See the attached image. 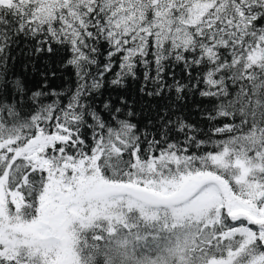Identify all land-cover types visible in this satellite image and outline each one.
<instances>
[{"label":"snow or ice","instance_id":"snow-or-ice-1","mask_svg":"<svg viewBox=\"0 0 264 264\" xmlns=\"http://www.w3.org/2000/svg\"><path fill=\"white\" fill-rule=\"evenodd\" d=\"M141 224L145 264H264V0H0V264H122Z\"/></svg>","mask_w":264,"mask_h":264},{"label":"trees","instance_id":"trees-1","mask_svg":"<svg viewBox=\"0 0 264 264\" xmlns=\"http://www.w3.org/2000/svg\"><path fill=\"white\" fill-rule=\"evenodd\" d=\"M64 53L49 54L41 57H31L27 54V47L25 44L20 45V49L14 52L16 57L14 61V72L28 81L29 86L34 89L40 87L41 76L40 73L48 71L49 69L55 71L57 75L55 77H50L48 82V87L61 90L68 86L74 87V75L71 69H62L60 67L63 62ZM121 95H125L132 104V108L136 111V116L133 118V122L139 121L141 125L150 117L155 115V110L157 108L156 103H149L147 98H142L139 93V82L129 81L127 89L119 90ZM117 93L112 89L108 88L107 85L103 90V95L100 96L97 103L109 98H115ZM163 103V102H161ZM185 107L183 111L180 112L177 109L178 114L182 115L191 123H196L199 121L198 107L200 103L199 97H192L191 99L183 102ZM152 109L149 112V109ZM141 229L145 234H148L147 240H137L134 238L129 239L126 251L121 253L122 264H145L147 260L157 255V242L152 240V234H154V228L148 227L144 228L141 224ZM133 232L136 229L132 230ZM164 235V234H161ZM160 243H163L162 241ZM98 264H103V261H99Z\"/></svg>","mask_w":264,"mask_h":264}]
</instances>
